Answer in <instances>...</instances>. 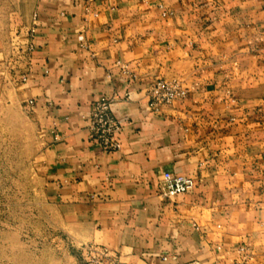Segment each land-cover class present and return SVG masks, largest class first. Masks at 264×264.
I'll return each mask as SVG.
<instances>
[{
    "label": "crops",
    "instance_id": "0c3cea01",
    "mask_svg": "<svg viewBox=\"0 0 264 264\" xmlns=\"http://www.w3.org/2000/svg\"><path fill=\"white\" fill-rule=\"evenodd\" d=\"M85 5L0 0V125L28 162L0 208L29 209L0 211V264H264V0ZM160 79L188 95L155 112ZM102 96L117 152L89 139ZM167 171L195 187L162 198Z\"/></svg>",
    "mask_w": 264,
    "mask_h": 264
},
{
    "label": "built area",
    "instance_id": "2783aa9c",
    "mask_svg": "<svg viewBox=\"0 0 264 264\" xmlns=\"http://www.w3.org/2000/svg\"><path fill=\"white\" fill-rule=\"evenodd\" d=\"M93 1L86 0V16L91 13V3ZM159 9L164 17L173 15L172 11L165 9L162 5L159 6ZM32 33H35V29H32ZM122 68L125 73L129 72L126 66H122ZM147 94L149 107L153 111L158 112L164 105L171 104L175 100L185 99L188 91L178 80L160 79L149 87ZM111 106L112 100L105 96L99 97L94 101L88 118V135L89 139L95 141L103 151L117 152L122 148L118 133L123 122L113 116ZM194 187L195 180L193 178L175 175L167 171L159 184V195L162 198H170L176 194L189 192ZM86 258L90 259L91 264H121L116 255L106 250L100 252L99 255L88 251Z\"/></svg>",
    "mask_w": 264,
    "mask_h": 264
},
{
    "label": "rangeland",
    "instance_id": "374dc122",
    "mask_svg": "<svg viewBox=\"0 0 264 264\" xmlns=\"http://www.w3.org/2000/svg\"><path fill=\"white\" fill-rule=\"evenodd\" d=\"M12 124V122H10ZM16 138L14 136V128L12 125L10 126H1L0 125V188H5L6 186H10L14 184L15 181H20L21 178L26 179V177L14 175V171L16 168L23 167V163H26V167H28V162L24 161V155H19L21 152V147L15 142ZM14 193L11 191L0 192V199L9 198V196H13ZM41 209H39L40 211ZM0 211H5L7 215L13 213H28V208H5ZM84 258L87 257L86 249L83 250Z\"/></svg>",
    "mask_w": 264,
    "mask_h": 264
}]
</instances>
